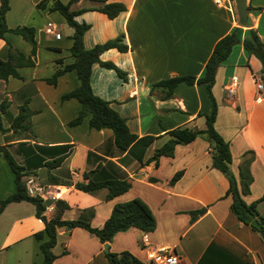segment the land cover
<instances>
[{"label": "crops", "instance_id": "1", "mask_svg": "<svg viewBox=\"0 0 264 264\" xmlns=\"http://www.w3.org/2000/svg\"><path fill=\"white\" fill-rule=\"evenodd\" d=\"M39 1L7 0L5 13L8 27H32L35 42L33 64H15L18 77L9 75L0 82V102H7L1 114L0 145L23 167L22 182L44 170L46 175L37 177L39 182L47 184L51 176L52 184L58 186L55 199L67 204L60 218L79 220L95 228L102 226L114 204L139 198L155 221L154 228L145 232L148 245L171 247L180 257L179 264H264V240L229 209L228 181L211 166L210 147L203 137L175 144L172 155L150 160L154 150L170 138L167 131L178 126L203 129V113L210 109L202 84L181 82L169 97L150 84L177 75L198 77L216 40L234 29L239 39L245 29L251 28L264 41V0H246L245 24L239 23L234 4L228 9L213 0H107L124 6L113 18L95 9L101 2L78 0L70 5L72 10L83 9L74 19L88 24L82 35L85 48L118 35L123 37L125 51L108 48L99 59L121 69L125 79L94 62L89 85L93 94L108 101L124 118L129 132L154 136L141 162L114 145L110 128L89 127L88 116L68 125L79 102L60 97L77 86L76 73L65 71L54 84L45 79L73 60L69 52L72 29L57 11L48 10V4L36 8ZM49 25L60 38L45 32ZM4 37L6 40L0 38L1 59L7 56V41L12 51L29 55L30 45L21 36L6 32ZM259 68V61L236 42L216 69L211 86L216 102L213 127L228 143L229 167L235 177L243 153L250 157L251 181L248 192L242 195L246 203L264 192V96L255 101L251 79L252 74H259ZM231 77H236V86L229 95L224 86ZM22 103L30 110L29 128L12 129L11 120ZM60 156L56 167L44 166ZM176 172L181 173L171 182ZM13 178L0 156V199L15 190ZM88 180H125L129 187L107 198L106 187L82 191L73 186ZM256 209L264 214V203H258ZM53 210L51 202L43 215L49 218ZM34 211L32 203L20 200L7 203L0 212V264L40 263L39 241L33 234L43 228V223ZM142 234L130 227L116 232L110 241L100 242L81 226H59L51 247V264H109L106 250H126L138 264H150L145 262Z\"/></svg>", "mask_w": 264, "mask_h": 264}, {"label": "trees", "instance_id": "2", "mask_svg": "<svg viewBox=\"0 0 264 264\" xmlns=\"http://www.w3.org/2000/svg\"><path fill=\"white\" fill-rule=\"evenodd\" d=\"M78 0H41L35 6L36 8H44L48 4V10L57 11L65 20L66 24L72 29L70 34L71 45L69 52L73 60L64 65L61 69L55 70L52 75L45 79L46 82L54 84L57 76L65 71L74 70L78 79V84L73 89L61 95V99L75 98L79 102V109L75 116L68 122V125L78 124L82 118L88 116V126L99 129L102 127L110 128L113 136L114 145L129 156L141 162L143 154L147 146L153 141L154 136L142 135L137 136L129 132L125 124V120L114 109L109 106V102L93 94L89 85L90 66L96 62L100 66L110 68L115 73L125 79V73L109 61H101L99 54L108 49L116 48L118 51H125L127 46L122 41V35H118L113 39H108L103 43L94 44L90 48H85L82 43L83 32L88 28L85 22H77L74 16L83 9L72 10L70 5ZM101 2L102 5L95 9L104 13L108 18H113L119 12L124 10V6L118 2H107V0H91ZM248 8V7H247ZM8 9L7 0H0V38L5 39L6 32L14 33L21 36L30 45V52L24 57L18 51H12L7 41V56L5 59L0 58V82L4 81L9 75L18 77L15 70V64H33L31 56L34 55L35 42L33 39V28L29 26L8 27L5 23V13ZM6 40V39H5ZM240 42L243 50L247 55L254 56L260 63L259 75L264 82V41L258 38L256 32L251 29H245L241 39L236 35V29L231 33L225 34L214 43L212 50L204 63L203 73L198 77L193 75H177L171 76L150 84V87H160L164 97L173 94V88L183 82L185 84H202L208 96L210 109L207 113H203L205 127L203 129L190 128L187 126H178L169 131L170 138L166 140L159 148L155 149L150 160L156 162L161 155H172L175 144H184L193 140L197 136L203 137L209 144L211 153V166L219 170L228 181L226 195L231 198L229 209L234 216L242 223L249 225L253 230L260 232L264 229V214L257 212L258 203H264V192L262 195L250 203H246L242 199V195L248 192V186L251 176L248 170L250 157L248 153H243L238 166L237 177L231 172L230 153L228 143L214 129L213 122L216 115V102L211 93L216 69L221 65L223 60L229 54L231 46ZM18 60H15V57ZM7 107L6 100L0 102V131L3 130L1 123V114ZM201 114V113H199ZM30 110L26 103L18 106L16 115L12 118L10 127L12 129L27 130L29 127L28 118ZM0 156L6 161L9 169L14 175L13 181L15 190L0 199V212L4 206L12 201L25 200L34 205V215L43 223V228L33 234L35 239L39 241L38 248L42 255L39 264H51L54 254L51 247L55 243L56 228L59 226L67 229L74 226H81L91 234H94L100 242H108L113 235L119 231H125L130 227H135L143 233L151 231L154 228V217L149 208L139 199L132 198L128 201L116 203L112 206L109 216L106 218L101 227L95 228L89 226L79 220H63L60 218L61 212L67 204L60 199H41L36 196L26 194L22 178L25 175L23 167L18 165L7 149L0 145ZM62 160V156L46 161L44 166L49 169L56 167ZM181 172H176L170 179L171 182L176 180ZM50 182L54 183L52 177L48 176ZM82 191H90L98 187L107 188V198L124 192L129 187V183L125 180H108L93 181L88 180L86 183L76 182L73 185ZM51 202L54 204V210L49 218L43 215L46 206ZM200 212V211H199ZM109 264H138L133 255L126 251L104 252Z\"/></svg>", "mask_w": 264, "mask_h": 264}, {"label": "built area", "instance_id": "3", "mask_svg": "<svg viewBox=\"0 0 264 264\" xmlns=\"http://www.w3.org/2000/svg\"><path fill=\"white\" fill-rule=\"evenodd\" d=\"M217 6L225 7L228 9L233 8V0H213ZM47 34L53 35L56 39L60 38V33L56 32L53 26H47L45 28ZM251 79L255 89V101H260L264 96V83L259 74H252ZM231 81L224 86L229 95L232 94L236 86V77H231ZM24 188L26 194L29 196H36L41 199L54 200L58 195V186L54 184H44L36 180L33 176L24 179ZM140 242L145 249V262L150 264H179L180 257L175 253L171 247L149 246L147 242V236L143 233L140 237Z\"/></svg>", "mask_w": 264, "mask_h": 264}, {"label": "water", "instance_id": "4", "mask_svg": "<svg viewBox=\"0 0 264 264\" xmlns=\"http://www.w3.org/2000/svg\"><path fill=\"white\" fill-rule=\"evenodd\" d=\"M234 3V9L236 12V15L238 17L239 23L245 24L247 20V5L246 0H233ZM46 175V172L44 170H39L37 172L38 178H44ZM261 238L264 240V229L259 232ZM104 249H106V244L103 246Z\"/></svg>", "mask_w": 264, "mask_h": 264}, {"label": "rangeland", "instance_id": "5", "mask_svg": "<svg viewBox=\"0 0 264 264\" xmlns=\"http://www.w3.org/2000/svg\"><path fill=\"white\" fill-rule=\"evenodd\" d=\"M64 27H65L68 31H70V28H68L67 26H64ZM33 177L36 178V180L39 181V179L36 177V174L33 175ZM47 184H52V182H49V183H47Z\"/></svg>", "mask_w": 264, "mask_h": 264}]
</instances>
